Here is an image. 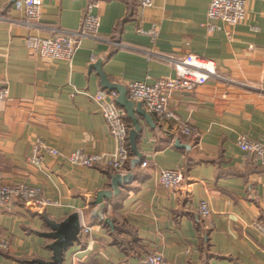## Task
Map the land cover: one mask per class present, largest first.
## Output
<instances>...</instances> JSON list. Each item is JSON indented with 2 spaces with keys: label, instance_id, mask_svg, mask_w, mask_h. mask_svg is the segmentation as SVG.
Returning a JSON list of instances; mask_svg holds the SVG:
<instances>
[{
  "label": "crops",
  "instance_id": "0c3cea01",
  "mask_svg": "<svg viewBox=\"0 0 264 264\" xmlns=\"http://www.w3.org/2000/svg\"><path fill=\"white\" fill-rule=\"evenodd\" d=\"M94 2L98 36L83 39L72 60L27 48L28 36L79 29ZM210 2L154 0L139 9L137 0H43L39 21L30 23L14 0H0V88L9 90L0 101V186L41 188L52 201L45 211L56 221L81 214L91 234L81 230L64 264H147L154 254L169 264H264V234L253 228L264 223V166L237 144L241 135L264 143V0H246L247 17L237 24L209 19ZM188 53L213 60L223 77L170 99L197 136L174 137V120L163 127L151 115L152 128L140 116L143 158L133 166V155L124 172L74 165L63 156L117 148L92 97L104 89L93 64L101 61L112 83L151 84L175 77L173 60ZM37 139L62 155L44 153L41 166L29 162ZM163 169H181L195 181L191 200L160 184ZM129 173L132 181L115 195L113 176ZM104 193L111 197L103 199L100 216L94 211ZM203 200L211 209L206 219L199 213ZM47 231L42 216L21 205L0 209V264L50 260L52 239L41 234Z\"/></svg>",
  "mask_w": 264,
  "mask_h": 264
},
{
  "label": "built area",
  "instance_id": "2783aa9c",
  "mask_svg": "<svg viewBox=\"0 0 264 264\" xmlns=\"http://www.w3.org/2000/svg\"><path fill=\"white\" fill-rule=\"evenodd\" d=\"M15 7L23 10L30 23H37L42 15L43 0H15ZM139 9L151 7L154 0H137ZM96 2L90 4L84 14L81 27L73 31H60L48 38L28 36L26 46L33 53L50 59L72 60L81 42L85 38L97 37L100 27V17L93 13ZM209 19L237 24L247 17L246 0H211L208 9ZM213 26H210L212 29ZM152 30L151 33H155ZM177 75L175 77L159 78L154 83L133 81L127 84L128 95L135 103H141L146 111L152 115L159 126L165 127L169 120L176 124L170 128L174 137L183 135L192 138L198 135L197 128L179 117L170 106V99L176 92H192L197 87L206 84L212 78H223L218 73L213 60L194 53H188L181 59L173 60ZM9 96L8 88H0V101ZM116 91L102 89L92 97L98 102L100 110L108 124L117 148L111 153L90 154L84 149H76L68 155H63L72 164L100 169H111L124 172L132 158L129 144L130 127L125 119V111L117 104ZM238 146L248 155L259 160L264 166V143L254 140L247 135H241L237 140ZM49 153L60 156L62 153L45 145L37 139L32 145V152L28 161L41 166L43 154ZM148 161L142 163L147 166ZM160 184L165 188L177 192L185 200H191L194 195L195 181L187 180L181 169H163L159 175ZM14 204L21 205L34 215H40L52 201L46 198L41 188L26 183L3 184L0 186V209H11ZM200 215L206 219L211 214L209 203L200 202ZM253 228L264 234V223L257 221ZM91 227L82 221V233L91 234ZM147 264H169L161 254H154L147 259Z\"/></svg>",
  "mask_w": 264,
  "mask_h": 264
},
{
  "label": "water",
  "instance_id": "95a60500",
  "mask_svg": "<svg viewBox=\"0 0 264 264\" xmlns=\"http://www.w3.org/2000/svg\"><path fill=\"white\" fill-rule=\"evenodd\" d=\"M15 2V0H14ZM97 69L100 77L101 83L104 89L109 91H116L118 96L116 98L117 104L125 111V114L131 121L132 127L129 131V144L134 155L132 159V165L140 163L143 158L142 153L138 149L137 141L140 134L143 132V127L139 117L145 118L148 124L152 128H156L152 116L146 111L141 103H135L129 98L128 90L126 86L118 83H112L105 72L102 70V62L98 61L96 64L92 65ZM177 147H184L180 144V141H176ZM133 175L129 173L127 175L117 174L113 176L112 179V189L115 195L120 192V187L124 184H128L132 181ZM110 194L104 193L100 198V206L96 209L95 214L103 216L106 210V205L103 199L110 198ZM47 224L49 231L41 233L43 236L52 239V243L48 245V248L52 251V257L50 260L36 259L34 263L37 264H64L66 252L73 247L76 243H80V233L82 230V220L81 214L77 211L68 215L62 221H56L51 219L46 211L44 210L40 214ZM107 223L111 225L109 219L106 220Z\"/></svg>",
  "mask_w": 264,
  "mask_h": 264
},
{
  "label": "trees",
  "instance_id": "16d2710c",
  "mask_svg": "<svg viewBox=\"0 0 264 264\" xmlns=\"http://www.w3.org/2000/svg\"><path fill=\"white\" fill-rule=\"evenodd\" d=\"M125 119H126L128 125H129V127H131V121L128 119L126 114H125ZM131 154H132V152H131ZM132 156H133V154H132Z\"/></svg>",
  "mask_w": 264,
  "mask_h": 264
}]
</instances>
